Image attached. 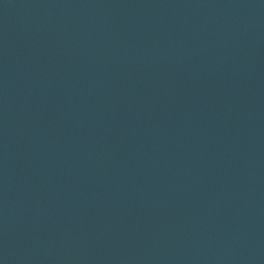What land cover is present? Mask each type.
<instances>
[{
	"label": "water",
	"instance_id": "95a60500",
	"mask_svg": "<svg viewBox=\"0 0 264 264\" xmlns=\"http://www.w3.org/2000/svg\"><path fill=\"white\" fill-rule=\"evenodd\" d=\"M0 264H264V0H0Z\"/></svg>",
	"mask_w": 264,
	"mask_h": 264
}]
</instances>
